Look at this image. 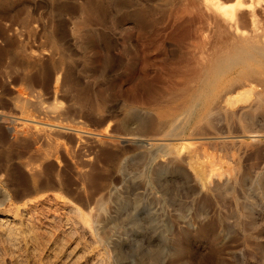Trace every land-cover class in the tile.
Segmentation results:
<instances>
[{"label":"rangeland","instance_id":"374dc122","mask_svg":"<svg viewBox=\"0 0 264 264\" xmlns=\"http://www.w3.org/2000/svg\"><path fill=\"white\" fill-rule=\"evenodd\" d=\"M237 3L0 0V264H264V252L148 257L115 253L110 243L108 136L123 128L112 124L115 81L134 60L137 75L198 74L230 44L217 14ZM263 3L252 7L264 15ZM145 24L153 26L150 48L138 40ZM116 87L121 99L127 86Z\"/></svg>","mask_w":264,"mask_h":264},{"label":"bare ground","instance_id":"6f19581e","mask_svg":"<svg viewBox=\"0 0 264 264\" xmlns=\"http://www.w3.org/2000/svg\"><path fill=\"white\" fill-rule=\"evenodd\" d=\"M237 2L217 14L234 35L230 44L198 74L174 76L175 66L174 75L159 68L137 75L134 60L127 76L114 78L112 124H123L108 136L115 253L264 252V15L253 0ZM145 25L140 48L153 39ZM118 83L127 86L121 99Z\"/></svg>","mask_w":264,"mask_h":264}]
</instances>
